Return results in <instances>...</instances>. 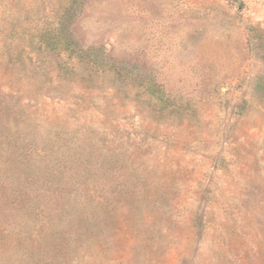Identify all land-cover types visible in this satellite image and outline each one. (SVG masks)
<instances>
[{"label":"rangeland","instance_id":"rangeland-1","mask_svg":"<svg viewBox=\"0 0 264 264\" xmlns=\"http://www.w3.org/2000/svg\"><path fill=\"white\" fill-rule=\"evenodd\" d=\"M74 1L146 78L38 93L70 0H0V264H264V0Z\"/></svg>","mask_w":264,"mask_h":264},{"label":"trees","instance_id":"trees-1","mask_svg":"<svg viewBox=\"0 0 264 264\" xmlns=\"http://www.w3.org/2000/svg\"><path fill=\"white\" fill-rule=\"evenodd\" d=\"M81 5L82 2L70 0L68 4L61 7L60 12H57L52 20L46 18L42 25H35L31 32L34 40L32 49L42 61L32 65L33 75L25 85L31 86L33 83L36 86H32L35 91H39L38 93L43 87L50 88L43 93H53L51 97L61 99L63 93H66L63 82H89L103 85L102 82L107 81L116 90L122 89L124 94H126L125 86L130 81H135L137 85L143 84L146 74L139 65L128 60L115 59L106 53L102 45L82 44L74 37L71 25L80 13ZM64 51L67 52V60L75 59V64L70 65L67 60L62 59ZM6 55L10 53L7 52ZM55 70L57 74L52 77L50 74ZM55 77L56 82L50 84ZM98 77H103V79L97 82ZM42 79L50 81L49 84L45 86ZM136 101L140 104L139 98H136Z\"/></svg>","mask_w":264,"mask_h":264}]
</instances>
